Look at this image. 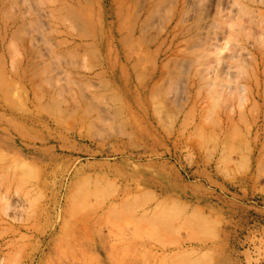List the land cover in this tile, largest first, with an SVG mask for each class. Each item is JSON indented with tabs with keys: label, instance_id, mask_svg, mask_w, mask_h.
I'll use <instances>...</instances> for the list:
<instances>
[{
	"label": "rangeland",
	"instance_id": "1",
	"mask_svg": "<svg viewBox=\"0 0 264 264\" xmlns=\"http://www.w3.org/2000/svg\"><path fill=\"white\" fill-rule=\"evenodd\" d=\"M0 264H264V0H0Z\"/></svg>",
	"mask_w": 264,
	"mask_h": 264
},
{
	"label": "bare ground",
	"instance_id": "2",
	"mask_svg": "<svg viewBox=\"0 0 264 264\" xmlns=\"http://www.w3.org/2000/svg\"><path fill=\"white\" fill-rule=\"evenodd\" d=\"M141 28V27H140ZM193 60V59H192Z\"/></svg>",
	"mask_w": 264,
	"mask_h": 264
}]
</instances>
